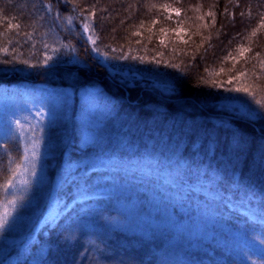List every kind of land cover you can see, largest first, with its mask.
<instances>
[{"label": "trees", "instance_id": "16d2710c", "mask_svg": "<svg viewBox=\"0 0 264 264\" xmlns=\"http://www.w3.org/2000/svg\"><path fill=\"white\" fill-rule=\"evenodd\" d=\"M262 25L264 0H0V249L33 232L67 152L167 139L188 167L91 171L85 208L40 230L16 264H264L231 233L264 242L254 227L264 197L238 195L264 189ZM27 81L70 87L75 105L36 108L21 93Z\"/></svg>", "mask_w": 264, "mask_h": 264}, {"label": "rangeland", "instance_id": "374dc122", "mask_svg": "<svg viewBox=\"0 0 264 264\" xmlns=\"http://www.w3.org/2000/svg\"><path fill=\"white\" fill-rule=\"evenodd\" d=\"M127 25L128 24L125 26ZM22 85L21 93L36 108L44 107L45 109H48L49 105L53 102H63L67 103V105H75L76 94L70 87H50L45 83L37 81H27ZM94 88L95 87H90L88 89L89 96L92 99H94L93 97H96V91ZM84 100L85 97H83L82 101ZM236 104V110H238L239 113H248L253 117L257 116L258 113L255 109H251L240 102ZM77 105H79V103H76V106ZM155 134L157 135V133ZM104 135L106 136V133H104ZM147 139V141H156L157 137H147ZM164 139L165 138H163V140ZM144 142L145 140L130 141L128 139H123L121 142H116L119 148L114 151L110 149L102 152L91 151L73 159L69 157L67 152L62 164L58 168L52 195L46 212L39 219L31 234L19 238L8 237L4 239V243L0 249V264H16L19 259L27 254L31 241L37 236V233L40 230L47 231V229L53 226L62 215L68 212L75 213L85 208V205L82 202L89 196L86 191L89 186H92L98 181V175L92 176L90 174L91 171L105 169L118 171L120 168L119 166L124 165L125 168L137 167L139 169L138 175H141L142 172L155 173L158 175V172L161 171L164 173L170 168L182 171L184 167H188V165H186L187 160L178 157L179 152L174 151L172 148L173 146L170 147L171 145L168 144L167 139H165L160 146L153 143L149 144V142L145 144ZM141 148L144 149V154L141 153ZM149 163H152L153 166L149 167ZM145 165V169L142 170L141 167ZM181 165L184 166L181 167ZM167 166L169 167L166 169ZM205 167H207V165H205ZM216 172V169L212 168L210 172L204 175L208 178H212L216 175ZM166 179L172 181L173 177L168 176ZM118 186L119 185H115L114 189H117ZM258 189L259 188L252 189L251 187H239L238 195L241 198L250 197L252 199H258L260 196L264 197V189ZM242 210L243 208H240V211ZM259 210L264 211V207L260 206ZM251 214L258 216L255 211H252ZM258 217L259 223L254 226L255 230L264 231V212ZM148 218L151 220L150 224L159 227V229L170 228L184 231L183 224L177 223L173 217L165 220H154L151 217ZM141 221L146 222L143 216H141ZM136 228L141 230L139 227ZM231 233L236 237L235 241L240 242L239 244L236 243L234 245L235 249L246 259L264 253V242L259 240L258 237L251 235L249 232H245L243 227L231 231Z\"/></svg>", "mask_w": 264, "mask_h": 264}, {"label": "snow or ice", "instance_id": "6c2138e0", "mask_svg": "<svg viewBox=\"0 0 264 264\" xmlns=\"http://www.w3.org/2000/svg\"><path fill=\"white\" fill-rule=\"evenodd\" d=\"M48 10L50 11L51 9L49 8ZM69 23H71V18H69ZM262 26H264V25H262ZM88 27L89 26L87 24L84 25V31L85 32L88 31ZM252 35L253 36L256 35L255 30L253 31ZM88 40L92 41L93 44L95 43V41L92 39L91 36L88 37ZM5 51H6V49H5ZM0 71H7V69H0ZM235 91L245 92V93H248L249 95H251V92H250V90L248 88H236ZM256 103L260 104L261 102L260 101H256ZM33 156H35V152H33ZM183 166L184 165H181V167H183ZM9 183H10V181H9ZM9 203L14 204L15 201H10ZM8 215H9V213H8L7 209H5L3 217H0V228H3L4 225L7 223V216Z\"/></svg>", "mask_w": 264, "mask_h": 264}]
</instances>
